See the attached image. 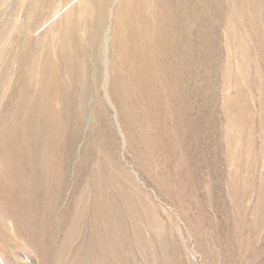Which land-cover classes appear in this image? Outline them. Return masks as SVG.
I'll list each match as a JSON object with an SVG mask.
<instances>
[{
  "label": "rangeland",
  "instance_id": "rangeland-1",
  "mask_svg": "<svg viewBox=\"0 0 264 264\" xmlns=\"http://www.w3.org/2000/svg\"><path fill=\"white\" fill-rule=\"evenodd\" d=\"M0 264H264V0H0Z\"/></svg>",
  "mask_w": 264,
  "mask_h": 264
},
{
  "label": "bare ground",
  "instance_id": "bare-ground-1",
  "mask_svg": "<svg viewBox=\"0 0 264 264\" xmlns=\"http://www.w3.org/2000/svg\"><path fill=\"white\" fill-rule=\"evenodd\" d=\"M92 2V1H91ZM58 15V14H57ZM102 16V15H101ZM109 28H111V27H109ZM109 28H106V30H105V32H104V36H103V40H102V45H101V49H100V51H99V54H98V57H97V60H101V62H102V66L103 67H105V75H106V62H107V58H106V50H107V41H108V39H109V32H110V30H109ZM67 30V29H66ZM125 33H128L129 34V36L128 37H130V34L132 35L133 34V31L131 30H129V31H127V32H125ZM85 35V34H84ZM86 36V35H85ZM98 38H100V37H98ZM68 41V40H67ZM89 41H90V39H89ZM92 43V42H91ZM72 46V45H71ZM133 51V50H132ZM8 56V55H7ZM17 56V55H16ZM10 59V58H9ZM129 62H132V61H129ZM70 65H71V68L74 66V64L73 63H70ZM71 74V73H70ZM106 79V78H105ZM137 83V82H136ZM10 84V83H9ZM49 88V87H48ZM52 90V92H54L57 96H59V94H61V95H63V96H65L66 97V92L65 91H62V89L61 88H53V87H50L49 88V90H48V92H50L51 93V90ZM54 90V91H53ZM53 95V94H52ZM67 97H68V95H67ZM143 100V99H142ZM38 104V102H36V104L35 105H37ZM38 106H39V104H38ZM40 108H41V106H40ZM30 109V108H29ZM28 109V110H29ZM43 110V109H42ZM41 110V113H43V111ZM31 111H33V109H31ZM32 113V112H31ZM39 113H40V111H39ZM52 113V112H51ZM30 114V113H29ZM38 114V113H37ZM50 114V113H49ZM46 115V114H45ZM49 116V115H48ZM51 116V115H50ZM55 116V115H54ZM30 117V116H29ZM38 117V116H37ZM43 118H45L46 120L45 121H47V122H50V121H52L49 117H41V119L39 120V121H43L42 119ZM55 118V117H54ZM26 120H28V119H26ZM57 120V119H56ZM35 121H36V119H35ZM38 122V121H37ZM53 122V121H52ZM43 123V122H42ZM41 123V124H42ZM56 124H57V122H56ZM60 124V123H59ZM47 128H50V127H47ZM38 129V128H37ZM36 129V130H37ZM54 129V128H53ZM27 130V129H26ZM25 130V131H26ZM49 130V129H48ZM21 131V134H23L24 135V133H28V131ZM40 131H41V129H40ZM49 132H50V130H49ZM53 132V131H52ZM55 132V131H54ZM39 133V132H38ZM29 134V133H28ZM40 134H41V132H40ZM49 134V133H48ZM39 135V134H38ZM28 136V135H27ZM47 137V136H46ZM22 138V137H21ZM45 138V137H44ZM54 138H56V137H54ZM23 139V138H22ZM46 139V138H45ZM52 139V138H51ZM50 139V140H51ZM57 139V138H56ZM53 140V139H52ZM39 141V140H38ZM37 141V142H38ZM56 141V140H55ZM16 143V142H15ZM21 146V145H20ZM6 147V146H5ZM8 147V146H7ZM19 150V149H18ZM107 211V210H106ZM76 227V226H75Z\"/></svg>",
  "mask_w": 264,
  "mask_h": 264
}]
</instances>
